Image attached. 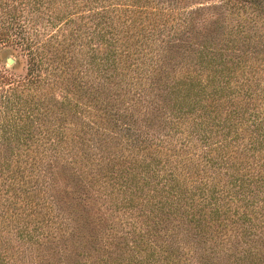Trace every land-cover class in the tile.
<instances>
[{"label": "trees", "instance_id": "16d2710c", "mask_svg": "<svg viewBox=\"0 0 264 264\" xmlns=\"http://www.w3.org/2000/svg\"><path fill=\"white\" fill-rule=\"evenodd\" d=\"M5 46L0 264H264V0H0Z\"/></svg>", "mask_w": 264, "mask_h": 264}, {"label": "rangeland", "instance_id": "374dc122", "mask_svg": "<svg viewBox=\"0 0 264 264\" xmlns=\"http://www.w3.org/2000/svg\"><path fill=\"white\" fill-rule=\"evenodd\" d=\"M7 58L11 59V62H7ZM23 56H20L17 53V50L11 49L10 47H4L0 51V63L3 64L5 67L13 70L15 73L22 74L25 70V62ZM88 214L92 215V212L97 210L98 214L101 218L106 219L105 222H109V219L113 218L115 214H111L109 207L105 200L101 197L99 198H90L86 200L84 206ZM111 208V207H110ZM14 222L9 228H13ZM126 225H123L125 227ZM21 245V244H20ZM23 261L26 259V253H22Z\"/></svg>", "mask_w": 264, "mask_h": 264}, {"label": "water", "instance_id": "95a60500", "mask_svg": "<svg viewBox=\"0 0 264 264\" xmlns=\"http://www.w3.org/2000/svg\"><path fill=\"white\" fill-rule=\"evenodd\" d=\"M7 62H11V59L10 58H7Z\"/></svg>", "mask_w": 264, "mask_h": 264}]
</instances>
